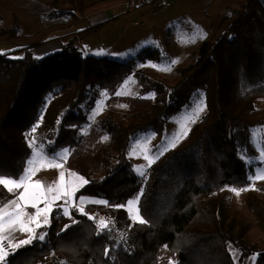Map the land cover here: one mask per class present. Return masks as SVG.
<instances>
[{
	"label": "trees",
	"instance_id": "trees-1",
	"mask_svg": "<svg viewBox=\"0 0 264 264\" xmlns=\"http://www.w3.org/2000/svg\"><path fill=\"white\" fill-rule=\"evenodd\" d=\"M11 30H0V41L20 39ZM92 30L97 29L89 26L75 33L84 37ZM34 52L27 43L0 51V170L13 175L22 171L31 153L28 134L39 124L33 134L37 143L43 142L49 151L69 149L66 169L89 181L77 198L94 197L109 205L89 204L85 211L113 219L127 234V243H117L108 230L98 235L96 222L75 209L76 223L58 209L45 240L10 253V264H236L231 246L241 262L255 255L256 264H264V247L246 243L244 228L234 233L221 214L224 190L246 186L260 165L251 131L264 126V109L255 105L264 99V0H239L200 46L195 63L180 70L174 81L141 68L160 54L149 46L125 62L83 55L72 42L41 59ZM130 77L154 98L116 96ZM101 90L112 94L111 108L127 105L125 115L120 120L107 115L83 134L87 110ZM201 93L205 113L185 138L139 176L129 159L136 135L163 131L170 117ZM49 101L56 103L52 112ZM141 191L144 224L133 223L125 209L115 207ZM11 198L0 186V199ZM253 208L264 217V210ZM65 225L70 227L62 230Z\"/></svg>",
	"mask_w": 264,
	"mask_h": 264
},
{
	"label": "rangeland",
	"instance_id": "rangeland-1",
	"mask_svg": "<svg viewBox=\"0 0 264 264\" xmlns=\"http://www.w3.org/2000/svg\"><path fill=\"white\" fill-rule=\"evenodd\" d=\"M99 1L101 0H0V30L12 29L11 31L16 32V36L20 37V39L11 40L10 43L1 40L0 51L10 50L16 45L27 43L35 48V57L41 59L62 50L63 45L72 42L83 55L107 57L125 62L136 58L146 46H149L157 48L160 54L155 61H148L143 64L146 66L141 68L148 73H157L169 81H174L179 76L180 70L195 63L200 46L212 38L221 19L239 4V0H172L170 2L157 0L145 4L134 12L125 13L123 9L129 0H108L106 4L97 5ZM110 9L116 19L98 28L96 25L99 21L107 20L105 13ZM89 26L95 27L96 32L92 30L91 34L84 37L75 33ZM197 26L207 34L206 37L197 31ZM172 60H178L179 63L172 65L170 72L162 71L161 69L168 67ZM150 64H155L156 67L147 66ZM126 81L128 88L124 91L132 93L126 94L127 96H153V94H145L135 79L130 77ZM124 83L117 91L122 89ZM104 92L109 95L102 96ZM99 93L96 104L87 110L89 111L87 112L88 121L82 128L83 134L93 123L107 115L112 116L114 120H120L125 115L126 108L119 107L122 104L114 108L110 107L108 99L112 94L109 91L101 90ZM101 100L104 101L102 111L93 121L91 113ZM50 104L52 105L49 106ZM55 104L50 101L47 103L49 112L56 108ZM203 104L205 102L202 93L195 95L187 107L170 117L163 131L150 129L139 133L131 147L141 142V146L137 148L138 154L145 148L150 149L151 153H156L163 148L166 141H171L173 134L179 131L181 123H186L190 129L195 125L205 113L206 108L195 123L186 120V117H194L198 106ZM255 105L258 109H264V99L257 100ZM87 108L88 105L84 106V110ZM258 128H264V126L252 129L251 133H255ZM261 136H264V133H258L255 141L252 139V144L258 153V157L255 158L257 163H260L258 142ZM243 155L245 160L249 159L247 155ZM129 159L133 162L134 170L137 167L146 168V161L142 155L131 156L129 151ZM258 167H264V165L260 163ZM58 173L57 169L42 170L35 179L46 180L51 184L57 180ZM66 179L70 177L66 175ZM255 187L259 190L244 192L239 198L228 191L230 187H227L224 190L226 201L221 214L227 224L233 225L234 233L239 228H244L243 240L246 243L263 248L264 217L253 207L259 206L261 211L264 210V181L257 182ZM28 211L34 210L29 208ZM45 230L46 228H41L38 233ZM25 238V235L15 234L17 241ZM231 251L237 257L236 264H256V257L253 259L252 256L247 258L246 262H241L238 250L231 246Z\"/></svg>",
	"mask_w": 264,
	"mask_h": 264
},
{
	"label": "snow or ice",
	"instance_id": "snow-or-ice-1",
	"mask_svg": "<svg viewBox=\"0 0 264 264\" xmlns=\"http://www.w3.org/2000/svg\"><path fill=\"white\" fill-rule=\"evenodd\" d=\"M197 31L206 37V33L203 32L197 26ZM2 54V53H0ZM22 58V57H14ZM179 63L178 60L170 61V65L161 69L165 72H170L172 70L171 66ZM146 65H141L144 67ZM147 66L156 67L155 64H150ZM128 88V82L126 81L120 91L115 92L116 96L131 95L132 93L125 92L124 89ZM107 92L102 93V96H108ZM154 98V95H153ZM104 101L101 100L97 103L96 108L91 113V119L94 121L96 116L102 111V106ZM121 108H126L127 105H119ZM206 104L198 106L194 117H186V120H191L195 123L199 115L205 110ZM42 120L43 117L41 116ZM39 124L32 127L30 133L28 134L31 139L29 140V147L31 153L29 158L26 160L25 167L20 173L15 175L11 173L4 172L0 170V186H2L9 194H12V198L9 200L0 199V264H10L8 261V256L10 253L14 254L15 251L23 246L30 245L34 240L44 241L47 232H39L41 228L51 227L53 212L59 208L62 215L72 219L73 223H76L75 219L72 217V210L75 209L81 215L88 216V219L96 222V227L98 229L97 234L103 233L105 230L111 231L109 225L114 223L104 218H97L95 216L88 215L85 211V206L88 204H101L104 206H109L106 200H95L87 196L81 195L77 198L76 193L89 183L87 179L83 176L78 175L75 172L65 169V164L70 155V150L65 148L59 151L52 149L49 151L43 142L37 144L36 138L33 135L36 133ZM190 128L186 126V123H181L179 125V131L173 134L171 141H166L163 148L158 150L156 153H151V150L145 148L141 153H137V148L141 146V142L133 144L130 149L131 156L142 155L143 159L146 161V168L151 167L153 163L165 151L170 148H174L180 139L185 138L190 132ZM258 133H264V128H258L255 133L252 134V139L256 140V135ZM86 134V132H85ZM109 139L108 136L104 137L106 142ZM259 143V160L262 165H264V136H261ZM244 159V155L241 156ZM246 164H251L250 159L245 160ZM146 168L137 167L135 171L140 176H145ZM59 170L58 178L51 184H46V182L35 179L37 174L42 170ZM70 177V179H66ZM248 184L244 187H230L227 190L232 192L237 198H239L242 193L247 191H258L255 187L257 182L264 181V167H258L252 170L251 174L248 176ZM224 190V189H222ZM143 195L141 191L136 195L135 198L129 199L124 205H117V208L125 209L129 218L133 223L144 224L146 221L140 214L139 209V199ZM62 201V204L58 202ZM43 205V206H41ZM31 208L34 211L29 212L28 209ZM70 225H65L66 230ZM20 233L25 235V239L17 241L15 239V234ZM125 234L121 233V239H125ZM108 249L105 250L107 255ZM236 255L233 253V260H236ZM255 259V255L252 257ZM172 264V262H170Z\"/></svg>",
	"mask_w": 264,
	"mask_h": 264
},
{
	"label": "built area",
	"instance_id": "built-area-1",
	"mask_svg": "<svg viewBox=\"0 0 264 264\" xmlns=\"http://www.w3.org/2000/svg\"><path fill=\"white\" fill-rule=\"evenodd\" d=\"M153 1H157V0H129L128 3L126 4L125 8L123 9V11L125 13L134 12L139 7L144 6L145 4L151 3ZM136 24H138V23L136 22ZM95 217L97 218V220H99V218H104L105 220H109V221L114 222V223H110V225H109V227L111 229V233L113 234L114 239L117 241V243L126 247L127 234L117 227V225L113 219L106 217L104 214H99V215H96ZM121 233L125 234V237H126L125 239H121Z\"/></svg>",
	"mask_w": 264,
	"mask_h": 264
},
{
	"label": "crops",
	"instance_id": "crops-1",
	"mask_svg": "<svg viewBox=\"0 0 264 264\" xmlns=\"http://www.w3.org/2000/svg\"><path fill=\"white\" fill-rule=\"evenodd\" d=\"M170 1H172V0H169V2ZM142 7V6H141ZM141 7H139V8H141ZM138 8V9H139ZM137 9V10H138ZM106 16H107V18L106 19H112L113 17H115V14L114 13H112V11H111V9L110 10H108L106 13ZM104 20V19H103ZM103 20H101V21H103ZM101 21H99V22H101ZM112 24V23H111ZM111 24H110V26H111ZM145 45H147V44H145ZM258 154V153H257ZM37 179V178H36ZM44 182H46V184H49L48 183V181H46V180H44ZM88 197V196H87ZM90 198H92V199H95V200H99L98 198H94V197H90ZM89 205V204H88Z\"/></svg>",
	"mask_w": 264,
	"mask_h": 264
}]
</instances>
